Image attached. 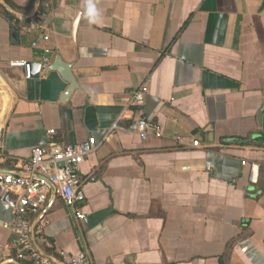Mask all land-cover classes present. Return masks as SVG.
Masks as SVG:
<instances>
[{
  "label": "crops",
  "instance_id": "1",
  "mask_svg": "<svg viewBox=\"0 0 264 264\" xmlns=\"http://www.w3.org/2000/svg\"><path fill=\"white\" fill-rule=\"evenodd\" d=\"M4 1L0 167L12 172L51 139L100 143L81 165L85 220L60 200L30 217L39 252L53 264H68L62 252L94 264H264V0H54L47 44L27 31L45 0ZM45 47L52 64L72 65L66 100L59 72L28 80L11 67L40 62ZM143 85L145 107L130 106ZM142 117L163 136L111 131ZM11 220L0 201V264H26Z\"/></svg>",
  "mask_w": 264,
  "mask_h": 264
},
{
  "label": "built area",
  "instance_id": "2",
  "mask_svg": "<svg viewBox=\"0 0 264 264\" xmlns=\"http://www.w3.org/2000/svg\"><path fill=\"white\" fill-rule=\"evenodd\" d=\"M53 6L54 0H45L27 27V31H41L42 41L46 44L50 38L47 22ZM33 47L36 48L37 44L34 43ZM40 64L41 73L48 72L52 64L50 48L43 49ZM11 67L24 69L26 79H32L29 63H13ZM147 95L148 88L143 85L133 92L129 105L145 107ZM4 129V126L0 125V139L3 137ZM115 130L138 135L142 141L151 137L161 138L163 136L160 128L144 117L132 120L126 128L115 124L111 131ZM50 134L55 135L54 132ZM176 140L180 141L179 138ZM193 146L198 147L199 143L195 142ZM99 147L100 143L95 138H90L84 143L70 145L51 139L46 146L32 148L28 159L19 161L12 172L0 167V201L12 213L11 222L5 224L4 228L17 237L18 260H31L34 264H53L48 256L41 254L37 249L36 235L32 231L30 217L39 216L45 207L56 200L62 202L69 216H73L78 222L85 220L84 213L79 209L86 200L81 165ZM5 162L6 157L0 144V164ZM254 167L252 166V170ZM61 258L68 264H94L85 252L78 255L62 252Z\"/></svg>",
  "mask_w": 264,
  "mask_h": 264
},
{
  "label": "water",
  "instance_id": "3",
  "mask_svg": "<svg viewBox=\"0 0 264 264\" xmlns=\"http://www.w3.org/2000/svg\"><path fill=\"white\" fill-rule=\"evenodd\" d=\"M0 4L7 6V4L5 3L4 0H0ZM81 17V16H80ZM80 19H78L75 23L74 26V34L77 31L78 28V24H79ZM30 67H31V77L32 79H38L41 75V64L40 62H32L29 63ZM72 65L68 64L66 62L63 61V59L61 57H58L55 62L53 64H51L48 72L50 71H57L60 73V75L63 77V79L70 84V88L67 91L64 100H66L67 98H69L73 92H75L78 89V85L77 82L75 80V78L72 75ZM263 111H264V106H263ZM1 121V119H0ZM33 231V230H32ZM38 250L40 251L41 249L38 248Z\"/></svg>",
  "mask_w": 264,
  "mask_h": 264
},
{
  "label": "clouds",
  "instance_id": "4",
  "mask_svg": "<svg viewBox=\"0 0 264 264\" xmlns=\"http://www.w3.org/2000/svg\"><path fill=\"white\" fill-rule=\"evenodd\" d=\"M90 22H92V23H96V22H98V21H97V19L94 17V18L91 19Z\"/></svg>",
  "mask_w": 264,
  "mask_h": 264
},
{
  "label": "trees",
  "instance_id": "5",
  "mask_svg": "<svg viewBox=\"0 0 264 264\" xmlns=\"http://www.w3.org/2000/svg\"><path fill=\"white\" fill-rule=\"evenodd\" d=\"M26 264H32V262L31 261H26Z\"/></svg>",
  "mask_w": 264,
  "mask_h": 264
}]
</instances>
